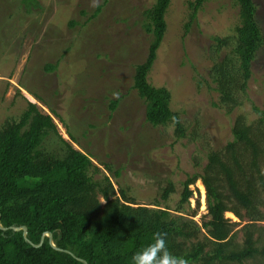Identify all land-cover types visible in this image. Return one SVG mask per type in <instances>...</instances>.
Instances as JSON below:
<instances>
[{
  "label": "rangeland",
  "instance_id": "374dc122",
  "mask_svg": "<svg viewBox=\"0 0 264 264\" xmlns=\"http://www.w3.org/2000/svg\"><path fill=\"white\" fill-rule=\"evenodd\" d=\"M190 1H172L167 33L148 77L152 86L172 94L171 109L181 118L185 138H176L173 126L149 124L145 103L133 89L135 68L145 62L152 42L144 12L156 0H0V127L33 103L53 118L64 141L91 157L100 169L96 179L108 176L118 195L121 187L127 189L140 206L152 208L158 200L174 210L182 183L195 172L193 158L225 146L233 139L235 118L255 120L252 105L262 107L264 101L263 48L243 107L227 115L213 106L218 96L209 89L208 76L220 58L214 39L235 35L238 7L235 0H208L186 33ZM254 2L264 33V0ZM50 64L57 68L48 73ZM111 101H119L114 112ZM44 149L61 154L64 145L53 136ZM168 182L176 191L163 204ZM190 189L193 197L182 216H194L202 225L206 191L200 181ZM225 217L239 222L231 213ZM241 227L235 228L239 243Z\"/></svg>",
  "mask_w": 264,
  "mask_h": 264
},
{
  "label": "trees",
  "instance_id": "16d2710c",
  "mask_svg": "<svg viewBox=\"0 0 264 264\" xmlns=\"http://www.w3.org/2000/svg\"><path fill=\"white\" fill-rule=\"evenodd\" d=\"M172 1L156 0L144 12V30L152 42L145 62L135 68L133 89L145 103L146 121L153 127L173 126L176 138L182 139L186 131L171 109L172 94L148 80L167 33ZM207 1L188 3L192 13L186 33ZM235 4L240 23L234 36L214 39L220 58L213 61L208 76L209 89L218 96L213 106L227 115L248 100L252 66L264 48L257 4ZM56 68L50 64L45 71ZM118 105L111 101V112ZM252 112L256 119L251 122L245 115L235 118L233 139L225 146L193 158L195 172L182 183L180 201L171 210L158 200L152 208L140 206L127 189L121 187L118 195L108 176L96 179L100 169L91 157L64 141L53 118L28 102L19 119L0 127V264H133L137 253L155 243L157 233L164 237L167 251L188 264H264V101L262 107L253 104ZM53 136L64 145L61 154L44 149ZM199 181L208 212L202 225L191 219L194 216H182L193 197L190 187ZM162 191L165 204L176 188L168 182ZM227 213L239 222L227 219ZM237 226H242V243ZM24 227L26 237L23 230H15Z\"/></svg>",
  "mask_w": 264,
  "mask_h": 264
},
{
  "label": "clouds",
  "instance_id": "9594fccd",
  "mask_svg": "<svg viewBox=\"0 0 264 264\" xmlns=\"http://www.w3.org/2000/svg\"><path fill=\"white\" fill-rule=\"evenodd\" d=\"M133 264H188V262L183 257L169 253L165 247L164 237L157 233L155 243L149 245L143 252L137 253L133 257Z\"/></svg>",
  "mask_w": 264,
  "mask_h": 264
},
{
  "label": "water",
  "instance_id": "95a60500",
  "mask_svg": "<svg viewBox=\"0 0 264 264\" xmlns=\"http://www.w3.org/2000/svg\"><path fill=\"white\" fill-rule=\"evenodd\" d=\"M1 229L2 230H6L5 228H3L2 226H1ZM13 229V228H12ZM15 230L16 231H20V230H23L24 231V236L26 237L27 236V232H28V230H27V228H20V229H16L15 228ZM47 236H48V238L50 239V242H51V245L57 250V251H60L59 249H57L56 248V246L54 245V243H53V236L51 235V234H47ZM42 241H43V239H42ZM86 264V263H85Z\"/></svg>",
  "mask_w": 264,
  "mask_h": 264
}]
</instances>
